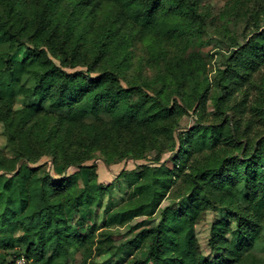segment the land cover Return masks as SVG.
<instances>
[{"label":"trees","instance_id":"obj_1","mask_svg":"<svg viewBox=\"0 0 264 264\" xmlns=\"http://www.w3.org/2000/svg\"><path fill=\"white\" fill-rule=\"evenodd\" d=\"M198 9L197 0H0V123L17 153L8 157L0 149V248L12 253L8 263L0 264H15L22 255L30 264H74L82 251L81 264H89L91 254H110L116 264H264L251 251L264 224V134L243 143L238 122L234 126L228 119L199 122L178 135L176 148L172 133L182 115L206 109L209 99L223 113L233 100L234 85H244L264 64V29L235 46L218 68L214 81L224 92L221 97L210 96L208 63L194 51L180 57L167 74L172 92L180 90L181 96L174 99L169 86L155 90L153 96L144 86L123 88L115 72L92 74L113 39L117 46L128 43L122 29L139 32L141 40L169 42L182 33L170 22L173 14H188L203 26ZM104 10L109 15L95 27V44L86 49L83 35H75L74 28L81 19L92 23ZM43 37L49 50L34 45L24 59L15 58L28 42ZM88 55L93 68L64 69ZM20 99L25 104L16 110ZM245 103L246 99L233 109L246 107ZM159 139L171 144L174 168L145 165L130 175L126 201L108 212L105 237L96 241L97 215L92 207L109 185L98 181L95 165L85 164L92 150L103 146L118 162L142 158ZM222 146L241 150L230 160L215 159L214 152ZM208 151L213 155L194 166V158L197 162L196 156ZM44 156L52 157L64 172L77 168L83 184L77 173L53 178L44 171L45 164L37 165ZM155 163L161 162L157 158ZM181 175L189 204L165 208L157 225L117 244L110 229L156 215L174 177ZM219 207L231 211L236 226L229 215L213 224L209 244L219 254L208 260L199 248L196 227ZM83 208L96 219L87 235L73 226Z\"/></svg>","mask_w":264,"mask_h":264},{"label":"rangeland","instance_id":"obj_2","mask_svg":"<svg viewBox=\"0 0 264 264\" xmlns=\"http://www.w3.org/2000/svg\"><path fill=\"white\" fill-rule=\"evenodd\" d=\"M199 3L198 12L203 16L204 24L200 26L198 21L192 20L188 14H173L170 20L172 25H179L182 33L175 36L172 41L156 44L149 40H141L138 33L126 31L122 29V35H127L129 40L127 44L117 46L113 39L108 46L103 60L96 65V71L92 72L94 77H98L103 71L115 72L121 82L123 88H131L133 86H144L145 90L155 96L157 89L164 85L170 87L172 98L179 95L180 90L172 92L173 85H170V80L167 79L168 72H171L175 67L176 62L180 57L186 56L189 52L200 53L207 61L209 66V79L211 81L210 96H223L224 92L216 85L214 81L217 76V70L222 66L226 57L230 55L235 46L243 45L250 36L257 31L264 29V0H197ZM98 14V15H97ZM109 14L107 10L96 13V17L88 23L80 20L75 26V35L82 34V46L86 49H91L95 44L97 36L95 27L105 22L106 16ZM114 17L112 18V20ZM88 24H93L90 28ZM122 22L116 25L121 26ZM122 28V26L120 27ZM118 37H116L117 39ZM45 37L40 40L28 42L25 47L21 48L15 56L17 60H22L27 56L29 48L38 45L46 50L47 42ZM63 40V39H62ZM61 40V41H62ZM37 41V43H36ZM97 50V49H95ZM50 52V51H49ZM50 56L52 53H49ZM59 64V60L56 59ZM73 63L64 67L69 72L78 70L86 71L88 68L95 66L94 60L88 55L87 60L82 57L72 60ZM244 85H234L233 100L223 109V113L216 111L214 100L209 99L208 106L203 110H189L187 114L182 115L178 119V123L173 125L172 133L175 136L176 148H178V135L191 129L195 124L202 122L204 124H212L221 122L222 120H230L232 126L238 122L241 128V142H245L250 137L254 142L264 134V64L262 67L248 78ZM182 92H185L183 89ZM136 97V96H135ZM135 99V98H134ZM246 99V107L238 108L233 106L240 104ZM25 104L24 99H20L16 104L15 109H20ZM53 124H49L48 128ZM44 134L45 130H40ZM170 143L167 139L157 140L152 149L145 151L142 158H120L114 161V154L108 153L103 149V146H97L91 152V159L85 162L86 165H95L97 171V179L104 186H108L101 192L100 201L93 206V211L97 215V223L95 230V240L105 237L106 216L115 207L126 201L129 191L130 175L143 170V166L159 168L161 165L170 169L174 168L175 161L171 158ZM116 147V145H114ZM0 149L8 157L17 156L16 150L10 145L6 134V127L0 123ZM241 149H233L228 146H222L214 152L215 159L224 158L232 159L239 155ZM209 153V154H208ZM211 152L199 154L196 156L197 162L193 165H202L212 155ZM213 153V152H212ZM160 160V164H156V159ZM45 164L44 171L49 172L53 178L60 179L61 175H70L77 173L78 181L83 184L82 175L77 168H72L66 172L62 170V166L53 164V158L44 156L37 165ZM64 172V173H63ZM82 173V172H81ZM176 176V175H175ZM90 177V176H89ZM87 178V177H85ZM128 178V179H127ZM184 177H174V186L168 192L166 199L163 201L161 210L156 215L138 217L123 226H114L109 231L113 233V238L117 244L124 243L139 231L144 228H150L159 223L162 218V211L167 207H178L180 205H188V195H185L188 190L185 187ZM111 186V187H110ZM82 218L79 222H73V226L81 228V233L87 235L89 229L93 227L95 222V214H87L86 209H80ZM231 211L225 207H219L207 213L205 218L196 227V236L198 239L199 248L204 257L208 260H213L219 252L209 244L211 237V229L214 223L221 218H227L233 227L236 226L233 217H230ZM260 240L251 250L258 258L264 261V224L262 225ZM90 241L86 247L91 248ZM10 250V249H8ZM0 248V262L7 263L12 259L11 251ZM83 252V251H82ZM80 252L75 257L74 264H81L83 257ZM19 258V257H18ZM17 260V259H16ZM110 254L96 256L91 254L89 264H116Z\"/></svg>","mask_w":264,"mask_h":264},{"label":"built area","instance_id":"obj_3","mask_svg":"<svg viewBox=\"0 0 264 264\" xmlns=\"http://www.w3.org/2000/svg\"><path fill=\"white\" fill-rule=\"evenodd\" d=\"M15 264H30V261H28V259L24 255H22L19 258H17Z\"/></svg>","mask_w":264,"mask_h":264}]
</instances>
